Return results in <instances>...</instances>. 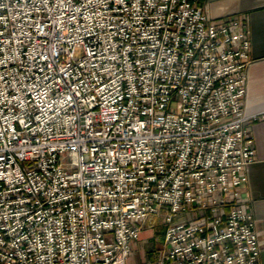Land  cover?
<instances>
[{
    "label": "built area",
    "instance_id": "2783aa9c",
    "mask_svg": "<svg viewBox=\"0 0 264 264\" xmlns=\"http://www.w3.org/2000/svg\"><path fill=\"white\" fill-rule=\"evenodd\" d=\"M201 0H0V264H260L240 16ZM130 264V263H129Z\"/></svg>",
    "mask_w": 264,
    "mask_h": 264
},
{
    "label": "crops",
    "instance_id": "0c3cea01",
    "mask_svg": "<svg viewBox=\"0 0 264 264\" xmlns=\"http://www.w3.org/2000/svg\"><path fill=\"white\" fill-rule=\"evenodd\" d=\"M200 5L212 19L233 16L246 19L250 29L251 56L247 69L243 109L247 115L264 110V0H201ZM254 139L255 162L248 170V181L240 188L242 201L249 206L255 220L260 243V264H264V121L250 124Z\"/></svg>",
    "mask_w": 264,
    "mask_h": 264
},
{
    "label": "rangeland",
    "instance_id": "374dc122",
    "mask_svg": "<svg viewBox=\"0 0 264 264\" xmlns=\"http://www.w3.org/2000/svg\"><path fill=\"white\" fill-rule=\"evenodd\" d=\"M158 217L153 216L148 226H144L140 237L135 241L132 256L128 259V264H139L154 259L153 254H148L152 247L159 248L162 245L164 226Z\"/></svg>",
    "mask_w": 264,
    "mask_h": 264
}]
</instances>
